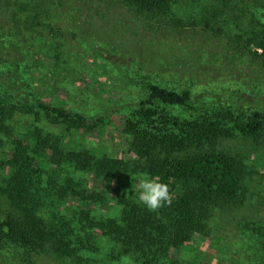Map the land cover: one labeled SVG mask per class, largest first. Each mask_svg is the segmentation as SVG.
I'll return each mask as SVG.
<instances>
[{
    "label": "rangeland",
    "instance_id": "rangeland-1",
    "mask_svg": "<svg viewBox=\"0 0 264 264\" xmlns=\"http://www.w3.org/2000/svg\"><path fill=\"white\" fill-rule=\"evenodd\" d=\"M253 29L264 37V0H175L160 14L125 0H0V100L14 106L8 130L0 133L2 175L16 141L33 151V169L43 178L54 167L48 148L53 140L65 151L86 148L96 156L133 158L125 116L133 114L150 83L189 89L198 115L231 111L242 118L264 108V62L253 53L261 49L246 44L245 31ZM40 105L79 112L93 127H66ZM218 146L244 167L243 200L215 211L210 234L195 235L171 256L182 264H264V135L225 137ZM74 176L101 201L67 192L55 196L60 208L117 215L116 178L105 181L91 171ZM51 190H59L54 181ZM3 208L0 200V213ZM96 246L97 264H136L125 254L103 262L106 253L117 254L106 234ZM77 261L48 249L0 247V264H81Z\"/></svg>",
    "mask_w": 264,
    "mask_h": 264
},
{
    "label": "trees",
    "instance_id": "trees-1",
    "mask_svg": "<svg viewBox=\"0 0 264 264\" xmlns=\"http://www.w3.org/2000/svg\"><path fill=\"white\" fill-rule=\"evenodd\" d=\"M125 1L140 11L157 14L168 12L175 2ZM256 32L245 31L246 44L261 49L253 53L264 62V37L258 38ZM238 38L244 37L240 34ZM146 88V96L136 103L133 114L125 116L127 146L134 153L131 159L96 156L86 148L65 151L53 140L48 148L54 167L43 178L33 169V151L21 141L14 144L13 160L5 175L1 173L5 162L0 158V200L7 208L0 213V247L14 244L27 250L48 249L58 257L97 264L95 245L103 233L117 254L112 250L116 255L107 257L106 253L102 261L125 254L136 264H182L171 251L182 248L195 235H209L214 212L235 207L243 200L244 167L218 143L234 135L263 136L264 108L242 118L231 111L198 115L189 89L178 91L155 83ZM40 106L66 127H93L86 125L85 116L79 112L57 105ZM13 114L14 106L0 100V133L8 130L6 120ZM75 171H91L105 181L118 180L121 196L117 199V215L105 218L89 208L63 209L54 202L55 196L61 198L67 192L93 199L95 193H87V187L75 180ZM144 174L158 177L169 186L170 206L151 212L137 201L131 186ZM52 181L59 187L57 192L51 190ZM95 197L93 200L101 201L100 195Z\"/></svg>",
    "mask_w": 264,
    "mask_h": 264
},
{
    "label": "clouds",
    "instance_id": "clouds-1",
    "mask_svg": "<svg viewBox=\"0 0 264 264\" xmlns=\"http://www.w3.org/2000/svg\"><path fill=\"white\" fill-rule=\"evenodd\" d=\"M131 190L136 194L137 201L151 212H156L172 203L169 186L161 182L158 177L144 174L138 183L131 186Z\"/></svg>",
    "mask_w": 264,
    "mask_h": 264
}]
</instances>
